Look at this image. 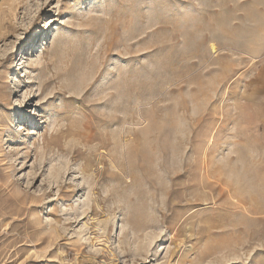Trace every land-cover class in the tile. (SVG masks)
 I'll list each match as a JSON object with an SVG mask.
<instances>
[{
	"label": "rangeland",
	"instance_id": "374dc122",
	"mask_svg": "<svg viewBox=\"0 0 264 264\" xmlns=\"http://www.w3.org/2000/svg\"><path fill=\"white\" fill-rule=\"evenodd\" d=\"M0 264H264V0H0Z\"/></svg>",
	"mask_w": 264,
	"mask_h": 264
},
{
	"label": "bare ground",
	"instance_id": "6f19581e",
	"mask_svg": "<svg viewBox=\"0 0 264 264\" xmlns=\"http://www.w3.org/2000/svg\"><path fill=\"white\" fill-rule=\"evenodd\" d=\"M12 29H13V28H12ZM212 49H213V50L216 49L214 45L212 46ZM55 74H56V73H55ZM95 75H96V74H95ZM127 86H128V85H127ZM137 87H138V86H137ZM89 88H90V87H89ZM141 88H142V87H141ZM88 104H89V103H88ZM93 105H94V104H93ZM153 112H154V111H153ZM88 114H89V113H88ZM87 119H89V118L87 117ZM102 119H103V118H102ZM92 120H93V119H92ZM103 120H104V119H103ZM154 121H155V120H154ZM156 122H157V121H156ZM84 123H85V122H84ZM86 123H87V122H86ZM89 123H90V122H89ZM91 123H92V121H91ZM84 125H85V124H84ZM93 125H94V124H93ZM93 125H92V126H93ZM85 126H86V125H85ZM85 126H84V127H85ZM92 126H91V127H92ZM155 127H156V126H155ZM151 130H152V129H151ZM84 135H87V134L84 133ZM79 136H80V135H79ZM85 137H86V136H85ZM89 137H90V136H89ZM91 138H92V137H91ZM89 139H90V138H89ZM91 140H92V139H91ZM87 141H88V139H87ZM87 141H86V142H87ZM87 143H88V142H87ZM144 175H145V174H144ZM117 176H118V175H117ZM173 192H174L173 190H170V191L168 192V195H169L170 193H173ZM165 218H167V217L165 216Z\"/></svg>",
	"mask_w": 264,
	"mask_h": 264
}]
</instances>
